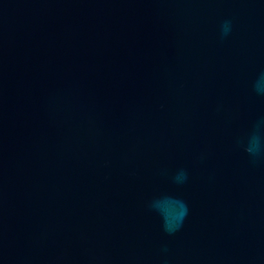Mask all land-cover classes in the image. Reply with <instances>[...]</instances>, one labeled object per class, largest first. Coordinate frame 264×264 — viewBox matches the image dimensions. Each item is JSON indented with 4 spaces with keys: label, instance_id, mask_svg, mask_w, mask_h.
<instances>
[{
    "label": "water",
    "instance_id": "1",
    "mask_svg": "<svg viewBox=\"0 0 264 264\" xmlns=\"http://www.w3.org/2000/svg\"><path fill=\"white\" fill-rule=\"evenodd\" d=\"M0 264H264V0H0Z\"/></svg>",
    "mask_w": 264,
    "mask_h": 264
}]
</instances>
